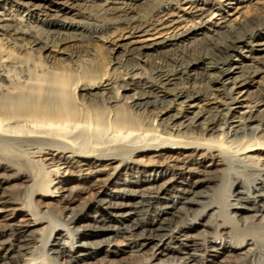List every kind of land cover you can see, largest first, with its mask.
I'll return each instance as SVG.
<instances>
[{"label":"bare ground","instance_id":"bare-ground-1","mask_svg":"<svg viewBox=\"0 0 264 264\" xmlns=\"http://www.w3.org/2000/svg\"><path fill=\"white\" fill-rule=\"evenodd\" d=\"M258 219L264 0H0V264H264Z\"/></svg>","mask_w":264,"mask_h":264},{"label":"rangeland","instance_id":"rangeland-1","mask_svg":"<svg viewBox=\"0 0 264 264\" xmlns=\"http://www.w3.org/2000/svg\"><path fill=\"white\" fill-rule=\"evenodd\" d=\"M89 50H92L93 47H88ZM96 55H98L100 61L103 63V65L108 67V70L111 72V69L115 68L111 65H108L110 63V61H113L114 56L110 55L106 49L101 50L98 53H95ZM117 74V73H116ZM247 104H244V106H246ZM140 161H143L144 164L146 165H150V160L143 158V157H138L137 158ZM17 196H22L20 193H17ZM24 197V196H22ZM92 197L90 195L86 196L85 199H82V203H84L85 201L90 200ZM28 199V201H30V206L36 210L40 215H44L49 211H52L55 215H65L66 214V210L64 207H57L55 205L54 202L42 199L41 197H38L36 195H30V197H27L26 200ZM79 204V203H78ZM192 209H199V205H194L191 206ZM57 218H59L57 216ZM208 219L205 220H200L202 225H198L196 227V232H194V235H197L199 237V239L204 240L206 239H217V233L215 231V229H211V227L209 226H205L206 223H208V225L213 222H207ZM242 223V222H240ZM257 224V228L256 230L260 233L261 236L264 237V232H262V229L264 227V220L263 219H258L256 221ZM46 226V225H45ZM260 226V227H259ZM72 227V225L70 226ZM262 228V229H261ZM47 232V231H46ZM207 235V236H206ZM210 235V236H209ZM212 235V236H211ZM215 235H217L216 237H214ZM209 236V237H208ZM56 237H58V235H56ZM219 237V236H218ZM222 238H229L227 235H223L221 236ZM243 237V236H242ZM242 237H236L235 240H240ZM131 243L130 240L128 239H117L116 241L112 242V244H110L109 246L104 247V255L105 256V261L110 263V264H129L131 261V257L129 254H121L119 256L113 255V252H121L122 250H124L126 248V246ZM171 246H175L176 244H170ZM177 246V245H176ZM107 254V255H106ZM264 256V255H263ZM161 260H165V262H161L160 260H156L154 263H162V264H166V259L162 258ZM69 261L68 258H61L60 259V264H67V262ZM145 261V259H144ZM236 261H238L237 263L234 262L232 264H240L242 263V261L240 259H237ZM241 261V262H240ZM146 262V261H145ZM144 262V263H145ZM143 263V261H142ZM212 264V263H210ZM214 264V263H213ZM216 264H221V263H216Z\"/></svg>","mask_w":264,"mask_h":264}]
</instances>
